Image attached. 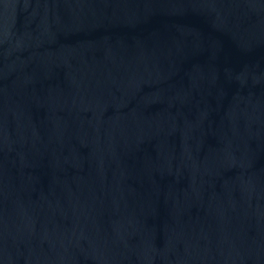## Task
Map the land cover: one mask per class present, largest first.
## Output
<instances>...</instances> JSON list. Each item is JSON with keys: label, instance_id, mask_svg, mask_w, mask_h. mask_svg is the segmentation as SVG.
Here are the masks:
<instances>
[{"label": "water", "instance_id": "95a60500", "mask_svg": "<svg viewBox=\"0 0 264 264\" xmlns=\"http://www.w3.org/2000/svg\"><path fill=\"white\" fill-rule=\"evenodd\" d=\"M0 264H264V0H0Z\"/></svg>", "mask_w": 264, "mask_h": 264}]
</instances>
